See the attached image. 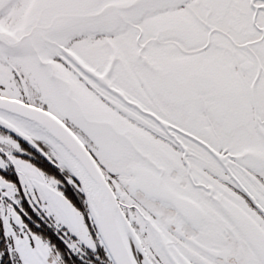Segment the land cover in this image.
Returning a JSON list of instances; mask_svg holds the SVG:
<instances>
[{
    "label": "snow or ice",
    "instance_id": "snow-or-ice-1",
    "mask_svg": "<svg viewBox=\"0 0 264 264\" xmlns=\"http://www.w3.org/2000/svg\"><path fill=\"white\" fill-rule=\"evenodd\" d=\"M0 264H264V0H0Z\"/></svg>",
    "mask_w": 264,
    "mask_h": 264
}]
</instances>
